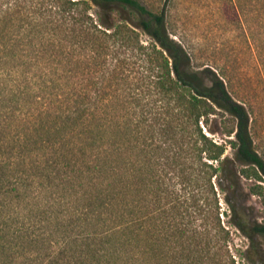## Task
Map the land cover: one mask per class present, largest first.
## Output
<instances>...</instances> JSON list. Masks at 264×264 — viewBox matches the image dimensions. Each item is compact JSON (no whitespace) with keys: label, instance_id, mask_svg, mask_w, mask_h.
Returning <instances> with one entry per match:
<instances>
[{"label":"trees","instance_id":"trees-1","mask_svg":"<svg viewBox=\"0 0 264 264\" xmlns=\"http://www.w3.org/2000/svg\"><path fill=\"white\" fill-rule=\"evenodd\" d=\"M247 180L264 206L249 111L192 67L165 10L1 0L0 264H234L220 192L262 264Z\"/></svg>","mask_w":264,"mask_h":264},{"label":"rangeland","instance_id":"rangeland-1","mask_svg":"<svg viewBox=\"0 0 264 264\" xmlns=\"http://www.w3.org/2000/svg\"><path fill=\"white\" fill-rule=\"evenodd\" d=\"M141 2L165 10L169 33L190 55L192 67L216 73L224 80L229 93L246 106L254 148L264 159V0ZM89 12L94 13V8ZM121 17L128 15L119 13L117 20ZM141 39L145 41L148 37L141 34ZM215 129L209 133L214 140L228 139L220 128ZM226 153L231 155V149L227 148ZM252 183L244 181L245 212L251 220L262 222L264 206L261 197L248 191ZM258 183L264 190V181ZM223 195L219 193L220 220L229 229L228 252L234 264H251L245 254L248 241L230 224Z\"/></svg>","mask_w":264,"mask_h":264}]
</instances>
